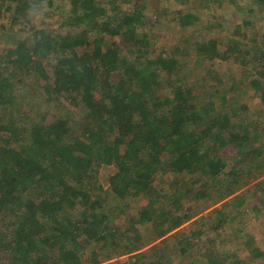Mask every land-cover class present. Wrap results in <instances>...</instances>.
<instances>
[{"label":"trees","instance_id":"trees-1","mask_svg":"<svg viewBox=\"0 0 264 264\" xmlns=\"http://www.w3.org/2000/svg\"><path fill=\"white\" fill-rule=\"evenodd\" d=\"M146 1L69 0L65 32L34 29L0 47V264H102V257L108 264H264V246L252 236L246 260L220 250L218 239L227 224L263 212L264 110L233 123L248 106L223 98L218 110L217 91L202 99L185 85L181 61L193 49L210 61L252 63L251 93L264 105V51H243L252 21L235 22L223 40L197 28L203 9L227 2L264 18V0H176L178 10L161 6L152 17ZM41 3L0 0V15L23 23ZM166 24L172 44L152 48L150 33L164 37ZM105 164L118 167L107 195L98 183ZM167 174L171 181L155 185ZM251 180L260 187L249 212L238 191ZM226 199L192 231L176 232ZM138 200L145 202L133 216ZM8 216L11 225L3 223ZM122 218L126 226L115 223Z\"/></svg>","mask_w":264,"mask_h":264},{"label":"rangeland","instance_id":"rangeland-1","mask_svg":"<svg viewBox=\"0 0 264 264\" xmlns=\"http://www.w3.org/2000/svg\"><path fill=\"white\" fill-rule=\"evenodd\" d=\"M40 5L36 9H41L40 11H34L26 20H23V23H15L12 21V13L8 11H2L0 15V47H8L12 45L17 37H30L34 29H49V30H58L59 32L63 33L65 30L61 29V22L63 17L68 15L69 12V0H40ZM161 2L158 4L157 0H147V14L148 16L152 17L154 14H159L158 7H166L171 6L170 9L178 10L179 6L176 0H160ZM245 2V1H244ZM52 3V6L50 5ZM243 5V6H242ZM61 7V10L58 8ZM192 7H201L200 5L192 4ZM126 9L127 7H124ZM7 9V8H3ZM56 9V13L53 10ZM204 18L201 19V24L197 27L198 29L203 28L204 26L209 27L210 36L218 37L221 40L224 39L225 36H228L230 31L233 29L235 22L243 23V18H247L248 20L252 21V25L248 28V41L246 42L247 46L243 48V51L247 52H254L255 49L260 51H264V18L258 12L250 13L246 7L245 3H241L239 6H233L230 3H225L222 7H214L210 10L203 9L202 13ZM63 16V17H62ZM171 18V17H170ZM169 19V18H168ZM167 22V20L165 21ZM169 22V21H168ZM212 23L213 25H210ZM167 26L164 27L166 34L164 37L157 36L156 38L151 36V42L153 44L152 48L160 49L161 47H169L172 43L170 42L171 34V25L166 24ZM210 25V26H209ZM6 28V31L2 30V28ZM196 28V29H197ZM194 30V29H193ZM154 36V35H153ZM254 36L257 37L258 43H254L253 39ZM88 49L82 48L80 53L86 52ZM220 50L224 54L227 50V42H223L220 44ZM185 53H189V55H184L181 59L183 63L186 64V74L184 75L185 71L182 73L184 75V79L186 81V86L192 88V90L200 95L202 99L206 98V96H210L211 94L208 91H217L219 95L216 97L217 102V109L223 107L222 99L225 98L228 103L236 100V104L238 103L239 106L246 104L249 108L247 112H243L242 116L234 118V122L238 124V121L243 117L246 119V122L252 121L256 116H260V112L264 110V105L260 98H256L252 95L250 85H251V78L248 76L251 72H253V66L248 68L245 64H243L241 58L233 57L229 60L227 59H217V60H207L202 54L195 52L193 49L187 50ZM248 55V54H247ZM202 56V57H201ZM50 64L46 63L48 67ZM203 83V84H202ZM202 87V88H201ZM208 99V98H207ZM206 101V100H205ZM208 101V100H207ZM55 114L56 116H60L64 113V111H56L53 109L51 113ZM229 114V112H227ZM261 121V120H260ZM263 122V121H261ZM261 127L264 128V125L261 124ZM261 130V138L259 139L260 143L264 144V131ZM78 136L80 132L76 133ZM223 158L227 159L229 156L223 154ZM168 157L166 156V161ZM162 161V160H161ZM118 167L115 165L105 164L99 170L98 175V183L99 185L103 186L104 190L106 191L105 195L110 192V178L117 173ZM197 178V175H195ZM194 177V178H195ZM221 177V176H220ZM161 180H155V185L163 186V182L168 183V181L172 180L171 175L167 174L163 177H158ZM177 179L180 182H184L187 185L191 186V179L188 178L186 175H179ZM258 180H251L244 186L238 193H242L245 195L246 203L249 204L246 207L247 211H251L252 204L255 202L256 196L259 195V187H257ZM197 186V185H196ZM93 196L100 195L99 192H93ZM103 195V197L105 196ZM229 201V199L218 201L217 204L204 210V207L201 208L200 213L197 212L195 217H192L189 221L183 224L180 228L176 230V232H180L184 229V231L190 232L195 229V225L198 223V218L203 215H208L211 211L215 209H220L224 203ZM138 200L134 202L133 207L131 209V215L136 216L138 214V207L142 204L144 205L145 201ZM201 204H203L201 202ZM190 206L189 203H186V208ZM75 211L76 214L82 216L80 207H77ZM203 210V211H202ZM263 212L260 213V217L257 218L255 215L256 213H250L246 215L245 220L234 222L233 225L231 223L227 224V226L222 230V233H218V239L222 242L220 245V250L224 249L225 251H233L237 257L246 260L249 256V250L244 248L245 241L247 239L246 236H252L255 239V244L257 246H264V208L262 209ZM199 211V209H198ZM214 218H217V214H213ZM124 218V217H123ZM115 222L119 225H125V222ZM126 218V217H125ZM8 221V222H6ZM216 221V220H215ZM4 224L11 225L13 223V218L11 216L7 217V220L3 222ZM208 228L217 225V222H208ZM126 226V225H125ZM236 228H239L241 234H239L240 238H236L237 232ZM246 228V230H244ZM125 229V228H123ZM146 230V229H145ZM143 230V232H146ZM202 242H207V237L204 235L202 237ZM224 243V244H223ZM226 247V248H225ZM223 250V251H224ZM195 257L197 255L196 252ZM118 260L120 259L123 261L125 259L124 256L117 257ZM114 258L113 260H116ZM197 260L199 258H196ZM111 261L105 260L102 257V264H108ZM202 263V262H201Z\"/></svg>","mask_w":264,"mask_h":264}]
</instances>
